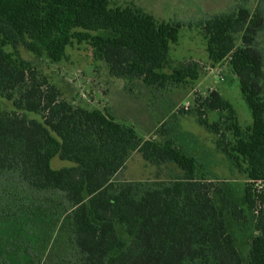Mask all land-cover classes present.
Returning <instances> with one entry per match:
<instances>
[{
	"label": "trees",
	"instance_id": "trees-1",
	"mask_svg": "<svg viewBox=\"0 0 264 264\" xmlns=\"http://www.w3.org/2000/svg\"><path fill=\"white\" fill-rule=\"evenodd\" d=\"M263 24L261 10L251 12L240 4L234 12L203 22L210 59L216 63L231 57L252 110L247 131L236 119L234 105L217 90L197 109L200 122L219 135V147L248 175L245 198L257 215L258 230L251 238L249 264H264V60L257 44ZM179 32L180 24L159 22L142 8L113 7L111 0H0V94L17 109L10 113L0 108V173L16 171L30 187L60 191L71 204L82 261L54 264H243L214 192H220L236 219H246V211L210 177L198 176L195 156L172 138H142L108 111L74 106L35 66L16 58L23 44L59 62L68 46L90 41L112 75L176 87L200 77L193 60L170 67V49ZM206 108L229 112L232 142L226 143L219 122L209 124ZM28 112L41 114V119L29 118ZM133 151L155 164L174 162L184 175L138 195L132 184L114 182ZM56 156L75 165L53 168ZM117 222L125 227L128 241L120 237Z\"/></svg>",
	"mask_w": 264,
	"mask_h": 264
},
{
	"label": "rangeland",
	"instance_id": "rangeland-1",
	"mask_svg": "<svg viewBox=\"0 0 264 264\" xmlns=\"http://www.w3.org/2000/svg\"><path fill=\"white\" fill-rule=\"evenodd\" d=\"M244 5L251 12L261 10L264 0H111L113 7L142 8L159 22L180 24L179 40L170 49V67L193 60L198 63L200 77L167 88L147 86L140 78L117 77L111 74L108 63L95 51L90 41L75 42L67 47L65 57L51 61L45 52L35 54L23 44L18 46L19 60L30 62L58 86L62 96L74 106L99 108L112 113L118 121L133 126L138 134L157 140L172 138L186 153L199 161L198 176L205 174L236 200L246 211L247 218L236 219L214 192L217 208L234 235L243 264H249L251 238L258 234L257 215L246 202L248 175L239 168L218 145L219 135L200 122L198 107L212 90H217L235 107V117L246 132L252 124V110L244 98L240 81L226 57L213 62L208 52V39L203 22L216 14L236 11ZM237 45H241L237 37ZM258 48L264 60V24L257 35ZM6 50L14 52L11 45ZM169 70H172V68ZM0 108L17 111L6 94H0ZM209 124L219 122L226 143L234 140L228 129L233 119L229 112L206 108ZM29 118L41 119V114L28 112ZM169 134L163 135L162 130ZM53 168L75 165L56 156ZM182 169L174 162L155 164L141 152L133 151L126 165L115 176L116 184L130 183L138 195L149 188L171 184ZM263 186L262 182L256 185ZM117 230L129 240L125 227L117 222ZM60 259L81 263L82 255L72 232V206L60 191H40L27 185L16 171L0 173V264H54Z\"/></svg>",
	"mask_w": 264,
	"mask_h": 264
}]
</instances>
